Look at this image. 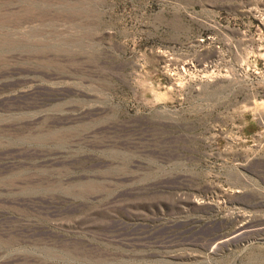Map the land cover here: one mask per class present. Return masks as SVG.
Instances as JSON below:
<instances>
[{
    "label": "rangeland",
    "instance_id": "374dc122",
    "mask_svg": "<svg viewBox=\"0 0 264 264\" xmlns=\"http://www.w3.org/2000/svg\"><path fill=\"white\" fill-rule=\"evenodd\" d=\"M0 264H264V0H0Z\"/></svg>",
    "mask_w": 264,
    "mask_h": 264
}]
</instances>
